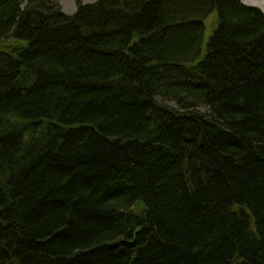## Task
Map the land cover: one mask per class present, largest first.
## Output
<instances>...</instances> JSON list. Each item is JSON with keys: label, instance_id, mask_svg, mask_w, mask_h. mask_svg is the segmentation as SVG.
Returning a JSON list of instances; mask_svg holds the SVG:
<instances>
[{"label": "trees", "instance_id": "16d2710c", "mask_svg": "<svg viewBox=\"0 0 264 264\" xmlns=\"http://www.w3.org/2000/svg\"><path fill=\"white\" fill-rule=\"evenodd\" d=\"M0 264H264V13L0 0Z\"/></svg>", "mask_w": 264, "mask_h": 264}, {"label": "rangeland", "instance_id": "374dc122", "mask_svg": "<svg viewBox=\"0 0 264 264\" xmlns=\"http://www.w3.org/2000/svg\"><path fill=\"white\" fill-rule=\"evenodd\" d=\"M29 0H24L27 3ZM57 1L64 13L67 15H73L77 11V0H55ZM83 4H92L96 0H80ZM243 4L249 7H254L261 10L264 13V0H242ZM214 19L211 18L206 21L208 31L211 29ZM159 102L167 107L176 108L175 104L167 102L163 99H159Z\"/></svg>", "mask_w": 264, "mask_h": 264}]
</instances>
